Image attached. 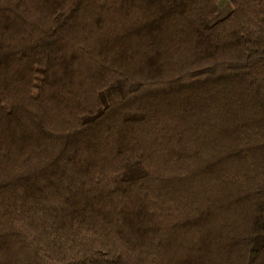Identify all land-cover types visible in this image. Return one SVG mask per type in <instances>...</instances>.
Segmentation results:
<instances>
[{
  "label": "trees",
  "instance_id": "trees-1",
  "mask_svg": "<svg viewBox=\"0 0 264 264\" xmlns=\"http://www.w3.org/2000/svg\"><path fill=\"white\" fill-rule=\"evenodd\" d=\"M0 264H264V0H0Z\"/></svg>",
  "mask_w": 264,
  "mask_h": 264
},
{
  "label": "rangeland",
  "instance_id": "rangeland-1",
  "mask_svg": "<svg viewBox=\"0 0 264 264\" xmlns=\"http://www.w3.org/2000/svg\"><path fill=\"white\" fill-rule=\"evenodd\" d=\"M231 10V6L228 3L223 4V11L218 15L219 18L223 17V14L228 13Z\"/></svg>",
  "mask_w": 264,
  "mask_h": 264
}]
</instances>
